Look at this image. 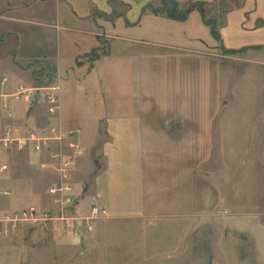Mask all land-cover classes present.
<instances>
[{
  "label": "crops",
  "instance_id": "0c3cea01",
  "mask_svg": "<svg viewBox=\"0 0 264 264\" xmlns=\"http://www.w3.org/2000/svg\"><path fill=\"white\" fill-rule=\"evenodd\" d=\"M159 1L199 5L203 15L194 11L181 21L158 14L151 6ZM221 48L245 51L246 82H252L253 70L264 71V0H0V137L8 128L19 137L53 126L73 133L40 152L30 146L0 152V163L8 166L0 173V216L51 210L49 190L61 180L54 166L59 157L75 162L71 180L79 213L87 215L95 201L115 219L146 214L147 186L151 180L155 186L158 176L186 189L189 161L178 153L190 142L204 152L203 137L210 132L216 146H224L222 136H234L232 152L257 153L262 144L253 143V120L264 121V114L206 117L188 110L196 83L190 71L204 70L189 60ZM196 77L203 96L204 76ZM20 88L34 91L35 101L15 99ZM51 89H57L55 114L46 105ZM164 102L165 110L156 111ZM190 128L201 139L190 141ZM158 153L170 155L158 164ZM238 157L240 167L248 166L246 155ZM23 232L19 262L45 239L44 231L30 230L29 246ZM14 247L11 239H0V262ZM251 247L261 255L239 259L264 264V241ZM219 257L214 264H233L237 255Z\"/></svg>",
  "mask_w": 264,
  "mask_h": 264
},
{
  "label": "rangeland",
  "instance_id": "374dc122",
  "mask_svg": "<svg viewBox=\"0 0 264 264\" xmlns=\"http://www.w3.org/2000/svg\"><path fill=\"white\" fill-rule=\"evenodd\" d=\"M167 3L159 1L151 8L158 14L176 17L194 6ZM196 6L190 14L200 12L201 6ZM174 8L177 9L175 13ZM210 26L213 29V25ZM215 38L218 39V36ZM106 47L104 42V53L107 52ZM244 52L214 49L204 56L203 61L201 57L198 61L189 60L191 65L198 63L197 66L204 67L203 72L190 71L195 80L190 79L196 83L190 90L189 112L204 113L206 117L213 113L247 112L261 118L259 115L264 114V71L253 70L252 82H246ZM197 73L200 77L204 76L203 96L201 81L197 83ZM166 106L167 103H158L156 111H164ZM231 121L227 120L228 123ZM253 123V143L259 139L258 146L259 142L262 144V151L258 147L257 153L232 152L234 144L229 139H234V136H222L221 139L226 141L224 146H216L211 132L203 137L204 152L191 142L187 150L178 148V152L181 151L177 152L178 158L187 155L189 161V173L183 183L186 189L181 190L174 179L170 183L158 176L155 186L151 180L147 186L149 192L146 194L144 215L112 219L103 206L106 215L93 223L91 231H86L84 224L81 235L63 230L54 232L27 222L16 225L3 223L10 214L0 216V239H11L15 246L14 253L3 256L4 262L0 264H214V259L223 255H237L233 264H249L239 257L261 255L259 249L251 247L252 241H264V121L255 119ZM193 129L190 128L189 140L201 139L197 130ZM169 155L158 153L157 163ZM244 155L248 157V166L240 167L238 156ZM157 171L159 173L163 168L157 167ZM70 183L72 185V180ZM50 190L52 209L49 211L55 212L54 196ZM72 193L75 204L69 214L89 216L90 210L85 216L79 213V201L73 185ZM100 225L101 230L98 229ZM21 229L27 235L29 246L33 245L30 244V230L44 231L45 239L35 253L32 251L29 259L22 257L19 262ZM16 252L20 253L17 255Z\"/></svg>",
  "mask_w": 264,
  "mask_h": 264
},
{
  "label": "built area",
  "instance_id": "2783aa9c",
  "mask_svg": "<svg viewBox=\"0 0 264 264\" xmlns=\"http://www.w3.org/2000/svg\"><path fill=\"white\" fill-rule=\"evenodd\" d=\"M57 89H51L47 96V111L50 114H55L59 110V102L55 92ZM13 97L17 100L22 99L29 103L35 101L36 95L34 91L20 88L19 92ZM18 131L11 128L5 130L4 135L0 137V152L12 149L23 150L31 147L35 152H40L43 148L48 147L51 143H62L68 139H72L73 133H64L62 130L53 126L49 129L32 130L27 136H16ZM71 148H77L71 140L68 141ZM54 166L61 176L60 183L51 187V194L55 205L54 211L40 212L36 208H26L21 211L11 213L4 218L3 223H30L33 226H42L46 229H52L54 232L62 230L68 233L77 235L82 234V226L86 225V231L93 229V223L106 215V210L98 203H93L90 209V215L87 217H79L78 215L69 214L71 208L75 204L74 194L72 193V185L70 180L75 167L73 159H63L59 157ZM8 170V166L0 163V173ZM3 195H9L8 192H1ZM2 223V220H0ZM59 223V224H58ZM1 231V229H0Z\"/></svg>",
  "mask_w": 264,
  "mask_h": 264
},
{
  "label": "trees",
  "instance_id": "16d2710c",
  "mask_svg": "<svg viewBox=\"0 0 264 264\" xmlns=\"http://www.w3.org/2000/svg\"><path fill=\"white\" fill-rule=\"evenodd\" d=\"M168 3H169V4H175V2H173V1H168ZM168 3H167V4H168ZM196 8H197V6L194 5L190 10H187L184 14L177 15L176 17L172 15V16H170V17L175 18V19H178V20H181V21H184V20L187 19V17H188V15L190 14V12H191L193 9H196ZM199 9H200V12H202V15H203V9H202L201 7H200ZM173 10H174L173 13H175L177 9L174 8ZM154 12H155V11H154ZM214 36L217 37L218 35L214 32Z\"/></svg>",
  "mask_w": 264,
  "mask_h": 264
}]
</instances>
